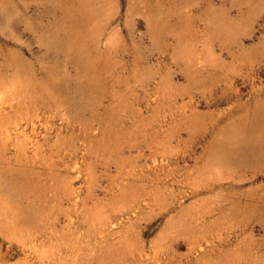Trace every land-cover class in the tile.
I'll list each match as a JSON object with an SVG mask.
<instances>
[{"label":"rangeland","instance_id":"rangeland-1","mask_svg":"<svg viewBox=\"0 0 264 264\" xmlns=\"http://www.w3.org/2000/svg\"><path fill=\"white\" fill-rule=\"evenodd\" d=\"M0 264H264V0H0Z\"/></svg>","mask_w":264,"mask_h":264}]
</instances>
